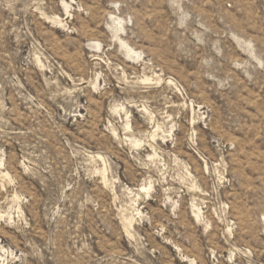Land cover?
<instances>
[{
  "label": "rangeland",
  "instance_id": "1",
  "mask_svg": "<svg viewBox=\"0 0 264 264\" xmlns=\"http://www.w3.org/2000/svg\"><path fill=\"white\" fill-rule=\"evenodd\" d=\"M0 264H264V0H0Z\"/></svg>",
  "mask_w": 264,
  "mask_h": 264
}]
</instances>
